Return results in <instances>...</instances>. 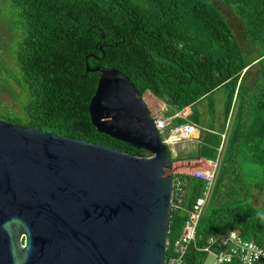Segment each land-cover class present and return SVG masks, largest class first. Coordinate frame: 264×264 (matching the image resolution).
<instances>
[{
  "label": "trees",
  "instance_id": "obj_1",
  "mask_svg": "<svg viewBox=\"0 0 264 264\" xmlns=\"http://www.w3.org/2000/svg\"><path fill=\"white\" fill-rule=\"evenodd\" d=\"M10 1L25 20L26 38L16 56L24 101L20 111L0 113L2 119L151 157L100 133L92 122L90 105L101 78L96 70H120L141 96L151 92L169 105V117L192 110L175 126L205 128L196 151L171 153L175 163L221 156L212 200L183 264H206L210 254L201 249L228 232L264 245V0ZM222 89L225 114L218 129L215 104L209 124L198 105ZM246 167L257 170V182L246 178ZM188 181L184 208L171 214V244L207 187L197 177Z\"/></svg>",
  "mask_w": 264,
  "mask_h": 264
},
{
  "label": "water",
  "instance_id": "obj_2",
  "mask_svg": "<svg viewBox=\"0 0 264 264\" xmlns=\"http://www.w3.org/2000/svg\"><path fill=\"white\" fill-rule=\"evenodd\" d=\"M96 72L95 128L152 156L0 118V264H166L170 148L131 79Z\"/></svg>",
  "mask_w": 264,
  "mask_h": 264
},
{
  "label": "built area",
  "instance_id": "obj_3",
  "mask_svg": "<svg viewBox=\"0 0 264 264\" xmlns=\"http://www.w3.org/2000/svg\"><path fill=\"white\" fill-rule=\"evenodd\" d=\"M142 98L152 113V117L161 132L164 143L169 147L178 144L180 141H200V135L205 128L192 122L175 126L174 121L176 119H187V117H184L181 113L169 117V105L155 97L151 92H147ZM223 139L226 142L227 134L223 135ZM222 151L223 147L220 149V154ZM193 162L199 163L198 165L195 164L194 166L196 167L188 172H183L174 167L172 211L184 208L188 195L189 177H197L206 181L207 187L203 197L188 212L189 219L186 222L181 238L173 244L169 241V253L166 264H183L191 247L196 243L199 224L213 197L221 156L216 162L207 160ZM200 164L203 165V168L199 167ZM201 250L215 255L218 259V264H264V245L261 246L254 241L247 240L238 232H228L214 237L209 241L208 246Z\"/></svg>",
  "mask_w": 264,
  "mask_h": 264
},
{
  "label": "rangeland",
  "instance_id": "obj_4",
  "mask_svg": "<svg viewBox=\"0 0 264 264\" xmlns=\"http://www.w3.org/2000/svg\"><path fill=\"white\" fill-rule=\"evenodd\" d=\"M208 1L214 2V0ZM226 12L231 13L228 10ZM21 13L22 10L15 8L10 0H0V113L20 111L22 102L24 101V92L18 84V81L20 82L23 79V74L16 63L17 52L26 38L25 20ZM229 17L231 18L230 15ZM244 47L249 51H254L247 43H244ZM248 57L252 59L254 56L250 54ZM212 102L216 108L218 129H223L222 121L225 114L226 90L217 91L212 98L198 105V109L208 124L214 121V118L210 114V104ZM168 109L170 110V108ZM181 114L184 117H188L192 114V110L190 108L186 109ZM0 118H2L1 115ZM197 141H180L169 148L175 157L188 155L197 150L199 145ZM193 161L195 160L184 159L176 163L174 162V167L183 172H188L196 167L194 166L195 164L198 165L199 163ZM199 167L203 168V165L200 164ZM245 175L249 182L258 181L259 174L255 168L246 167ZM206 264H218V259L215 255L210 254Z\"/></svg>",
  "mask_w": 264,
  "mask_h": 264
},
{
  "label": "crops",
  "instance_id": "obj_5",
  "mask_svg": "<svg viewBox=\"0 0 264 264\" xmlns=\"http://www.w3.org/2000/svg\"><path fill=\"white\" fill-rule=\"evenodd\" d=\"M198 143H200V141H198Z\"/></svg>",
  "mask_w": 264,
  "mask_h": 264
}]
</instances>
